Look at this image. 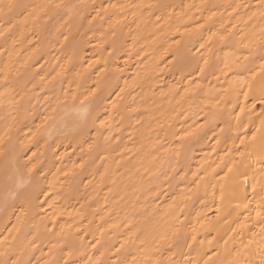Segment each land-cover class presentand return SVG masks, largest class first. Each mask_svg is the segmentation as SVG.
<instances>
[{"label": "bare ground", "instance_id": "1", "mask_svg": "<svg viewBox=\"0 0 264 264\" xmlns=\"http://www.w3.org/2000/svg\"><path fill=\"white\" fill-rule=\"evenodd\" d=\"M6 2L0 0V4ZM21 2L32 7L20 15L0 13V32L5 33L0 36V82L7 75L9 85L19 93L17 99L20 100L13 108L0 104V135L14 123L0 145L19 133L23 148L18 145L6 156L0 154V168L11 165V173L16 179L23 178L26 184L29 180L27 168H31L35 176L44 178V184L37 201L38 208L27 215H22L24 210L17 208L16 216H22L21 220L17 221L14 216L0 224V251H11V259L20 258L24 264H45V261L57 258L59 247L65 243L80 247L78 237L82 236L85 246L80 247L75 257L78 264H87L90 258L99 256L100 251L110 258V264L115 258V248L121 244H125L129 264L167 260L173 252L172 258L182 264L185 257L197 259L201 241L209 255L218 254L219 264H230L250 240L253 243L241 258L247 260L253 256L260 241L264 240L261 235L264 220L257 215L260 211L257 201L264 193L258 190L253 196L251 187L262 167L258 162V151L251 146L241 148L246 156L249 151L253 152L252 162L240 165V171L250 178L244 187L253 203L248 210L241 205L230 215L222 214L217 218V181L228 171L226 165H231L233 158L240 159L233 151L240 147V140L236 139L234 143L232 139L222 140L217 144L212 137L219 132L214 125L222 120H231L236 125L234 116L239 112V106L246 108V114L243 124L233 127L232 137H244L246 133L250 137L251 131L244 125L254 131L255 125L260 123L259 97L245 99L247 87L242 89L237 83L250 74L235 64L237 58L243 62L244 56L249 54L236 43L241 33H258L264 24L258 16L248 20L253 12L258 13L261 0H170L176 5L170 20H157L160 13L153 14L154 10L147 7L154 0H112L122 5L124 11L114 9L110 18L97 19L90 30L87 21L96 14L91 7L83 12L87 19L81 27L80 21L73 18L74 13L73 16L58 14L54 8L42 11L40 6L48 3L95 4L98 9L101 0ZM237 5L241 7L237 8ZM117 20L120 23L114 25ZM201 25L199 33L190 39L187 33ZM113 31L119 47L109 56L107 48L113 39ZM69 32L77 40L86 42L67 63L64 75L57 76L62 71L61 66L73 55L71 45L61 46L63 36L60 33ZM213 33L216 34L214 37ZM229 35H232L231 40L220 41V36ZM177 40H182L179 45L182 50L191 49L193 63L199 61L202 64L199 57L207 56L213 67L202 75H197L198 69L191 74L189 71L182 73L172 63ZM102 41H108L103 53L96 47ZM201 44L205 45L203 49ZM101 55L106 59H101L79 80L75 78V74L87 66L88 60ZM258 66L259 61H256ZM105 67L108 71L103 108L96 113L98 119L94 125L81 131L74 127L78 116L70 106L73 101L79 104L84 99L95 86L97 72ZM41 77L45 78L43 82ZM85 88L87 91L80 95ZM3 90L0 88V92ZM64 104L69 107L60 112V117L67 122L68 129L50 138H41L39 128L43 122ZM253 105L254 111H247ZM44 106H48L46 111ZM12 117H15L14 122ZM206 119L210 123L203 129L202 141L183 162L187 179L180 180L173 175L171 149L182 129L194 126V122L205 124ZM101 121L105 123L101 124ZM89 145L93 147L90 149ZM18 152L23 153L19 161ZM29 159L31 163L27 168L20 166ZM213 170L217 174L212 179L216 184V199L212 184H208L206 194L201 188L195 199L186 200L191 182L200 177H212ZM194 172L196 177L192 176ZM241 179L234 176L221 183ZM231 203L236 205L237 202ZM181 208L184 211L177 221ZM53 217L55 230L50 233L47 229L53 228ZM25 220L30 229L27 236L21 234ZM209 220L212 227L202 228L200 222ZM173 225L181 228V241L169 250L171 241H157L162 235H171ZM101 231L104 248L97 251L91 245L101 238ZM185 233L188 241L193 243L192 249L183 243ZM193 235L197 237L194 242ZM213 237L215 240L209 250L207 241ZM30 240L35 242L34 247L29 246ZM225 241H228L227 245ZM110 245L115 246L111 252L107 251ZM50 249L53 255H49ZM254 258L259 264V257ZM200 264H203L202 260Z\"/></svg>", "mask_w": 264, "mask_h": 264}, {"label": "snow or ice", "instance_id": "2", "mask_svg": "<svg viewBox=\"0 0 264 264\" xmlns=\"http://www.w3.org/2000/svg\"><path fill=\"white\" fill-rule=\"evenodd\" d=\"M29 7H32V5L28 3H22L21 0H7L6 3L0 4V13H3L5 15H20L23 14ZM41 10L54 8L58 10V14H64L68 16H74L73 18L80 21V26L84 27L83 20L87 19V17L83 16L81 11H74L77 6L74 5H67L64 3H48L43 6H40ZM92 8L95 10V15L91 17V19H88L87 25L89 30L93 26L94 22L97 19L104 20L106 17L110 18L111 14H113V10L119 8L121 13L124 11V8L122 5H119L117 3H113L112 0H108L107 3L104 2V0H101L100 6L97 9L95 4L88 5L84 4L83 8ZM149 9H153L155 12H159L160 15L157 16V20H170L172 18V10L175 9L176 5L174 3H171L170 0H154L153 3H150L147 5ZM237 8H240L241 5H237ZM243 7H247V5H244ZM259 11L253 12L251 16L248 17V20L251 21L255 17H259L261 21H264V0H261L260 4L257 6ZM236 9H233L235 11ZM91 15V13H89ZM120 21L117 20L114 22L115 24H119ZM114 25H111L110 27H114ZM203 26H199L197 29L193 30L192 32H188L187 36L191 39L194 38L196 34L199 33L200 28ZM4 32H0V36H4ZM60 35L63 36V40L61 41L62 48H67L69 45L72 46L73 55L68 57V61L61 66L62 71L60 73H57V76L64 75V69L67 68V63L70 62L75 58V54L78 51H81L82 48L80 47L81 44L85 43L86 41L83 40H77L71 32L68 34L60 33ZM86 35V33H84ZM184 35V34H182ZM216 34L213 33V37ZM234 35V34H232ZM232 35L229 36H220L219 39L221 42H226L228 40L232 39ZM112 41L109 47L107 48L108 55L112 56L116 53L118 50L119 45L117 44V41L115 39L116 32L113 31L112 33ZM211 40L212 37H209ZM177 47L175 51V55L173 56V61L176 65V67L183 73L184 71H189V74H191L192 71H196L198 69L197 75H202L206 71H209L213 65L210 63V59L207 56H200L199 60H202L203 63H199V61H196L193 63V57L191 56V49L185 48L182 50L179 45L182 43V40L175 41ZM238 45L243 46L244 49H247L249 54L244 56L243 62H239V58H237V62L235 66L237 68L243 69L244 71H247L250 75L242 80L237 81V83L240 85V87L243 89L245 86L247 87V91H244V97L245 99H248L249 96H252L253 100L256 99V97H259L260 101V112L258 114V118L260 120V123L258 125H255V130L252 131L248 125H244V127L251 131V136L249 137L247 133L244 137H232L231 132L233 127H239L243 124V117L246 114V108L244 106H239L240 110L239 112H235V121L237 122L236 125H233L231 120L228 121H221L219 124L214 125V127L219 128V132L215 133L212 139L216 141L217 144H220L221 141H227L229 139L233 140V143L236 139L240 140V147L234 148L233 151L240 157L239 160L233 158L231 165H226L228 167V171L224 173V176L220 177L217 183H219V203L216 206L215 212L217 218H219L222 214H231L235 212L241 205L245 210H248L250 205L253 203L252 199H249L248 193L245 185H248L250 182L249 176L246 174V172L240 171V165L244 164L246 161L248 163L252 162V155L253 152L249 151L247 156L245 155V151H241V148L248 149L250 146L254 148V150L258 151V162L260 163L261 170L260 174L258 176H255L254 182H252V195L256 196L257 191L259 190L261 193H264V24H262L259 28L258 33L253 32L251 34H244L241 33L240 39L236 41ZM108 44V41H102L101 43L97 44L96 47L100 50L101 53H103L105 49V45ZM201 49L205 47V45L201 44ZM199 52L200 49H197ZM211 51V50H210ZM101 59H106L104 56H97L94 60H88L87 66L83 68L82 71L77 72L75 74V78L79 80L84 76L85 73H87L90 69L93 68L94 65L99 64ZM256 61H259L258 68L256 67ZM228 66L227 64L225 65ZM107 67L102 68L99 72L96 74V81L95 86H92L90 90L88 91L89 96L93 97H99L102 96L104 88L106 87V81H107ZM116 71H123V69H117ZM44 77H41V81H44ZM53 79H56L55 77ZM103 85L104 87H101ZM0 88H3L4 90L0 92V104H3L5 107L13 108L15 105L19 104L20 100L17 99V96L19 93L15 90V88L8 83V76L5 75L2 82H0ZM227 91V89L225 90ZM65 95H67V92H65ZM22 99V97H21ZM217 105H219V101H217ZM255 106L253 105L252 108L247 109V111H254ZM85 115L84 110H80V118L83 119ZM229 116H232V113H229ZM98 118V117H97ZM213 119H216L214 116ZM13 122L15 121V117H12ZM104 121H101V124H104ZM210 123L206 119L205 124H199L198 122H194V126H190L188 129H182V134L177 137L175 141V147L171 149L172 158L174 160V163L171 164V167L173 169V175L178 176L180 180L187 179L186 172L183 167V162L189 158V154L193 152L196 148V146L202 141L203 136V129L207 126V124ZM255 123L254 121L252 122ZM14 127L13 124H9L8 127L4 131V135H0V143L4 141L5 136L8 135V133L11 132L12 128ZM93 146L89 145V148L91 149ZM79 167H83V165H79ZM8 168H11V165H8ZM183 173V174H182ZM215 170H213L212 177H200L199 179H194L191 184V187L187 188L188 195L186 196V200H193L195 199L200 191L201 188L204 189V192L206 194L207 192V185L212 184L213 188V197L214 200L216 199V184L212 183V179L216 176ZM193 177L197 176V173H192ZM234 176H240L242 179L239 182L232 181L231 183H221V181H228L230 177ZM6 180H12V176H6ZM15 188L12 190H9L7 194L4 197V205H5V212L7 214L15 215L16 209H23L24 213L22 215H27V213L31 212L33 207H39L34 205L33 201L34 199H38L39 196H36L34 193H26L24 191V186L26 184L25 180L23 178L16 179L14 178ZM47 195V193H45ZM232 201H236V205H232ZM244 201H247L245 203ZM257 206L260 209V211L257 212V215L261 218V220H264V195H260ZM184 209L181 208L180 213L177 214V221H179V216L183 214ZM206 215V214H205ZM18 221L22 219V216L17 217ZM201 227H207L211 228V222L209 221H201ZM53 228L47 229L48 232H53L55 230V217H53ZM47 227V226H45ZM243 228L244 225H241ZM196 229H193V232H195ZM236 230L233 229V232ZM255 235V234H254ZM261 235L264 236V224L261 226ZM103 236L104 233L101 231L100 237L97 238L95 243L91 245V247L97 251H100L101 248H104V242H103ZM81 244L80 247H84L83 244L84 237L80 236L78 237ZM192 241L194 242L197 237L195 235L192 236ZM215 240V237L213 239H210L207 241L209 250L211 249L213 242ZM169 250H171L172 247H175L180 244L181 241V228L179 226H171V235L165 234L160 237V240L157 241V243H164L169 242ZM64 243V242H62ZM143 243V242H141ZM183 243L187 244L189 249L193 248V243L189 242L187 239V234H184ZM228 241H225V245H227ZM253 243V241H249L247 245H244V251H238L236 258L230 262V264H257L255 256L259 257V264H264V240L260 241V246L258 247V250L253 256L249 257L247 260L242 259L241 257L244 256L245 251H248L250 248V245ZM201 247L197 249V259H189L185 257L182 264H200V261H203V264H219V261L216 259L217 253H212L211 255L208 254V251H205L203 248L204 241L200 242ZM29 246L34 247L35 242L30 240ZM58 246H54V248H57ZM80 247H77L75 244H64L63 247H59L58 253H56L57 258L51 260V261H45V264H78L75 257L78 255V252L80 250ZM112 248H115L114 245H110L107 249V251L111 252ZM155 251H159V249H156ZM53 250L50 249L49 255H53ZM13 253L9 250L0 251V264H9V260H11V264H24V262L20 259H11ZM114 259H111L110 264H129L127 260V256L125 254V244H121L119 248H115V251L113 253ZM175 256V252L172 253V256H169L167 260L164 259H157L152 261H145L144 264H177V262L172 258ZM204 257H207L206 259ZM109 257L106 256L104 251H100V255L96 256L95 259H89L87 261V264H109ZM132 264H136L135 261L132 262Z\"/></svg>", "mask_w": 264, "mask_h": 264}, {"label": "clouds", "instance_id": "3", "mask_svg": "<svg viewBox=\"0 0 264 264\" xmlns=\"http://www.w3.org/2000/svg\"><path fill=\"white\" fill-rule=\"evenodd\" d=\"M67 5H74L77 6L75 10L81 11L82 15L83 12L86 10V8H83V5L79 4H71V3H66ZM101 87H104L101 85ZM106 89L104 88V91ZM87 91L85 88L80 92V95H84V92ZM103 91V93H104ZM104 94L99 97H93L89 96L88 94L84 96V99L80 101L79 104L73 103L71 104L70 107L75 109L77 111V116L78 119L74 122V127L83 131L84 129H88L91 126L94 125L95 120L98 119L97 114L102 108H103V99H104ZM48 106H44V111L47 110ZM69 105L64 104V105H59L55 113L53 114L52 117L46 119L41 127L39 128V135L41 138L47 136V137H52L56 135L57 133H62L68 129V124L66 121H64L60 117V112L64 111L67 109ZM80 110H84L85 115L84 118H80ZM19 145L20 148H23V142L20 140V135L17 133L14 136L9 137V139L2 145H0V154L7 155L8 151L13 150L15 151L17 149V146ZM23 155L22 152L17 153V160L19 161V157ZM31 163V159L28 161L22 162L21 167L27 168V165ZM12 176V180H6V176ZM27 175L29 177V180L27 184L24 186V191L26 193H34L36 196H39L40 192L43 191V184H44V178L42 176H35L32 172L31 168H27ZM14 178L15 174L11 173V170L8 168V165H4L2 168H0V224L7 223L9 220L12 219V217L16 216L7 214L5 212V205H4V197L7 194L9 190H12L15 188V183H14ZM38 199H34L33 203L36 206H39L37 203ZM38 208V207H33V209ZM18 216H16L17 219ZM18 221V219H17ZM30 229L28 228L27 225V220L24 222V227L21 229V234L24 236H27V233Z\"/></svg>", "mask_w": 264, "mask_h": 264}]
</instances>
